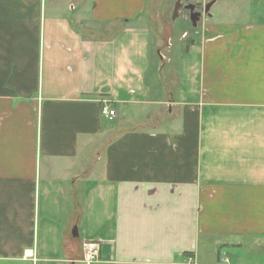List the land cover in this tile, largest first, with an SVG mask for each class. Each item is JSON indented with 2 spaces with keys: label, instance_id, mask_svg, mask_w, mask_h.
<instances>
[{
  "label": "crops",
  "instance_id": "1",
  "mask_svg": "<svg viewBox=\"0 0 264 264\" xmlns=\"http://www.w3.org/2000/svg\"><path fill=\"white\" fill-rule=\"evenodd\" d=\"M178 2L0 0V264H264V0Z\"/></svg>",
  "mask_w": 264,
  "mask_h": 264
},
{
  "label": "rangeland",
  "instance_id": "2",
  "mask_svg": "<svg viewBox=\"0 0 264 264\" xmlns=\"http://www.w3.org/2000/svg\"><path fill=\"white\" fill-rule=\"evenodd\" d=\"M224 3L227 2H233V1H238V0H222ZM178 0H159V6L156 7V16L154 17L155 19L152 20L151 26L154 29L155 33H161L163 31V34L167 33V29H170L171 26H174V35L176 43L178 41L177 36H179L182 32L188 31L189 34H191V22L189 20H184V14L185 10L182 11L180 16L176 19L174 22L172 19L174 18V10L177 5ZM173 28V27H172ZM189 39V38H187ZM173 41H170V44L167 43L168 45H172ZM90 158V156H89ZM93 158V157H91Z\"/></svg>",
  "mask_w": 264,
  "mask_h": 264
},
{
  "label": "built area",
  "instance_id": "3",
  "mask_svg": "<svg viewBox=\"0 0 264 264\" xmlns=\"http://www.w3.org/2000/svg\"><path fill=\"white\" fill-rule=\"evenodd\" d=\"M102 114L110 120L116 117V110L109 104H105L102 108ZM101 244L98 240H91L84 245L83 262L85 264H94L100 261Z\"/></svg>",
  "mask_w": 264,
  "mask_h": 264
},
{
  "label": "water",
  "instance_id": "4",
  "mask_svg": "<svg viewBox=\"0 0 264 264\" xmlns=\"http://www.w3.org/2000/svg\"><path fill=\"white\" fill-rule=\"evenodd\" d=\"M180 6H181V2H177V5L175 7V12H174L175 17L178 15V10H179ZM209 7H210V5H208L205 8V11H207L209 9ZM186 8L189 9L190 20H191L193 26L196 27L198 25V22L200 21V19L202 17V12L196 10L195 4H188L186 6Z\"/></svg>",
  "mask_w": 264,
  "mask_h": 264
}]
</instances>
